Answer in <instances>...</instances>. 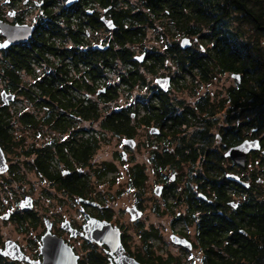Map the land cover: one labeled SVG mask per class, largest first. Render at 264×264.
Listing matches in <instances>:
<instances>
[{
	"label": "flooded vegetation",
	"instance_id": "af4514ba",
	"mask_svg": "<svg viewBox=\"0 0 264 264\" xmlns=\"http://www.w3.org/2000/svg\"><path fill=\"white\" fill-rule=\"evenodd\" d=\"M22 1L26 6L31 2L40 8L44 5L43 0H5L0 6V20L13 26L34 25V34L27 42L1 49L2 56L41 35L39 18L33 23L24 20L28 10L20 6ZM133 1L78 0L67 7L66 0H61L62 9L73 15V31L78 29L81 35V85L95 86L93 92L83 90V96L75 101L83 110L88 97L102 106L99 95L105 92L98 91L116 83V68L123 66L132 72L139 70L143 83L135 87L148 89L142 98L128 104L143 103L146 107L142 111L150 112L152 104H157L162 106V115L153 118L149 112L140 121L131 112L135 131L132 136L123 135L122 149L115 153L127 164L124 168L113 161H94L101 144L116 137L102 127L103 114L96 115L94 121L85 112L72 114L65 130L49 129L45 142L34 146L28 167L41 185L34 193L7 191L8 182L21 181L23 175L17 166L13 170L15 163L9 162L3 149L9 169L0 173V264H184L185 255H189V264H204L206 250L214 257L216 247L214 241H204L202 236L217 223L222 226L216 214L232 222V212L237 210L230 205L233 193L241 200L248 195L243 185L236 181L224 184L223 177L234 173L247 181L252 170L244 174L249 167L264 165V130L247 125L237 128L234 134L238 142L232 143L215 128L216 115L222 113L224 117L228 105L217 114H209L222 98L196 95L198 87L216 77L200 80L199 52L205 50L198 34L185 35L182 18L180 21L168 15V10L158 12L148 1L144 2V16L134 10L129 17H122V25L124 9L141 4ZM150 30H156L154 43L150 42ZM125 31L129 35L128 66L118 56L119 37ZM185 37L191 40L187 48L181 44ZM5 39L0 30V44ZM72 44L71 40L66 42L67 46ZM140 56L142 61L137 60ZM37 70L40 77L49 75L42 74L47 71L45 63ZM230 74L234 77L238 73ZM239 75L227 94L230 87L241 82ZM161 78L169 80L167 90L159 85ZM152 127L159 133H151ZM142 128L148 130L145 161L135 154L140 146L136 131ZM37 132L46 135L42 130ZM126 138H132L134 146L126 145ZM246 139H258L261 149L251 151L242 167L226 152ZM88 144H95L91 154H87ZM225 162L232 167L226 168ZM224 186L225 195H217ZM121 198L123 204L118 203ZM65 204L71 207L64 208ZM231 233L225 236V246ZM171 247H177V255L169 251ZM219 252L225 250L219 246Z\"/></svg>",
	"mask_w": 264,
	"mask_h": 264
},
{
	"label": "trees",
	"instance_id": "16d2710c",
	"mask_svg": "<svg viewBox=\"0 0 264 264\" xmlns=\"http://www.w3.org/2000/svg\"><path fill=\"white\" fill-rule=\"evenodd\" d=\"M43 1V14L39 17L37 26L41 35H36L30 44L19 46L0 59V80L4 83V89L23 96L34 103L36 109L44 111V114L19 108L11 111L12 105L0 103V144L6 152L15 151L17 144L12 134L15 117L25 128L37 130L47 125L65 130L70 125L72 114L82 112L87 113L90 120H96V115L103 114L101 122L106 132L132 136L135 131L131 116L133 106L113 109L107 113L103 110L122 91L130 96L135 85L143 83L141 72H132L123 66L117 67L118 81L99 95L103 105L91 102L88 97L85 109L79 108L75 99L83 96V90H95L94 85L83 87L80 82V31H73V15L62 9L61 0ZM137 1L141 4L131 5L122 12V25H125L122 17H129L134 10H137L139 16H144V2L148 1L156 11L168 10V15L174 18L177 16L180 21L182 18L185 35L198 34L206 52L202 49L199 52L200 80L210 81L213 75L219 73L241 74L238 86L230 87L226 98L216 101L213 111L210 109L209 114H217L228 105L222 119L217 115L215 117L216 130L224 132V137H229L232 143L238 142L234 134L237 128L247 125L264 130V0ZM65 30L69 33L66 34ZM42 35L44 37L39 38ZM39 39L45 45L40 46ZM70 40L73 44L67 46L66 42ZM128 40L129 35L125 31L119 37L118 54L124 66L129 64L125 61L130 55L126 46ZM42 63L47 65V71L42 74L49 73L44 77H40L37 70V66ZM25 74L32 78V82L24 79ZM104 83L107 85V82ZM152 105L151 112L142 111L146 105L137 103L134 109L136 120L143 121L144 114L149 112L153 114V118H159L163 112L162 106ZM34 146L35 143L25 152L26 155L33 153ZM93 147L95 144H88L87 154L93 152ZM14 169L16 170L15 165ZM258 176L254 171L250 174L251 186L245 189L248 195L238 202L237 210L232 213V222H227L223 216L216 214L217 222H221L222 226L217 223L202 236L204 241H214L216 247L214 257L206 250L204 264H264V182H257ZM223 181L225 184L231 180L225 175ZM224 188L225 186L217 195H225ZM241 229L246 234L240 232ZM229 231L232 232L230 243L225 246V236ZM219 246L225 252H219Z\"/></svg>",
	"mask_w": 264,
	"mask_h": 264
},
{
	"label": "rangeland",
	"instance_id": "374dc122",
	"mask_svg": "<svg viewBox=\"0 0 264 264\" xmlns=\"http://www.w3.org/2000/svg\"><path fill=\"white\" fill-rule=\"evenodd\" d=\"M4 1L5 0H0V6H2ZM38 1H41V0H38ZM20 6L24 10H28V12L24 14V20L27 21L28 23L35 22L43 14L42 8L38 7L35 3L31 2L29 5L26 6L22 1L20 3ZM8 9L9 8H7L5 11L7 17H8V14H7ZM60 24L61 26H64L63 23H60ZM150 32H151L150 42L154 43L156 41L154 39V34L156 30H150ZM250 32L252 33V31ZM1 58H3V56L0 54V59ZM148 78L150 77L148 76ZM24 79L29 80V82H32V78H30L29 75L25 74ZM113 80L115 81V79ZM234 81H235V77H232L230 73L218 74L216 75V77L213 78V80L209 84H206V85L202 84L200 87H198L196 95L202 96L206 93L210 95L211 99L224 98L226 97L227 89L229 88V86L234 84ZM3 85L4 83L0 80V91L4 89ZM147 92H148V89L146 87L145 88L136 87L132 91L130 96H128L127 93L122 91L118 95L117 99L114 102H112V104L111 103L108 104V108L104 109L103 111H106L107 113L108 111H111L115 109L116 107L123 108L129 105L135 107V105L128 104V103L131 101H134V99L136 100V98H139V97L142 98V95L147 94ZM16 100H19V101L15 103ZM0 103H3L1 97H0ZM7 106H10L11 111H13L15 108H19L22 110H28V111L31 110L36 114H44V111H40L34 107V103L27 101L26 98H24L21 95H17V94H16V99ZM222 115H223L222 113H219L217 116H219L220 119H222L223 118ZM49 129L51 128L47 125L41 126L37 130L39 131L42 130L46 132V135L44 136L42 134L36 135L34 133L37 132V130L25 128L24 125L16 119V117L14 118L12 134H13V140L16 141L17 145L14 147L15 151H13L12 153L6 152V155L9 158V162L15 163V166H17V170L19 171L21 175H23V179L18 182H15V181L8 182L7 191L9 193L10 192H16V194L20 192L34 193V192H37L38 189L41 188V185L38 184V182L36 181L37 176L35 175V172L31 169V167L30 168L28 167L29 166L28 164H31L33 155L32 154L26 155L25 152H27L34 143L37 145L43 144L45 142L44 141L45 137H48L49 135L48 133ZM147 134H148V130H146L145 128L137 129L136 131V139L140 146L138 148L139 149L138 153H135V154H136V158L139 159L140 161H145V158H146L145 141H146ZM114 135L116 137L113 136L112 138L109 139V141H104L101 144L100 149L98 150V153L96 155V159L94 161L96 162H101L103 160L113 161L115 162L116 165L125 168L127 164L124 162V160H122V157H120V155L115 156L116 151L118 150L120 151L122 149L121 138L123 136L122 135L118 136L117 134H114ZM2 148L4 149L3 146ZM224 166L226 168L232 167L229 162H225ZM252 168L249 167L248 171L246 170L244 175L248 174L252 170L256 172L257 174H259V176L257 177L258 178L257 182H261V183L264 182V177H263L264 176V165L255 166V167H253L252 165ZM248 180L249 179H247V182ZM232 198L233 200L234 199L235 200L238 199L239 201L241 200V196L235 193H233ZM24 202L28 203V199H26ZM123 202H124V198H121L118 201L119 204H123ZM70 207L71 206L69 204H65L64 208H70ZM170 246L171 244L168 245V247ZM169 251H173V252L175 251L176 255L178 254L177 247H175V249L171 247L169 248ZM186 257H189V255L184 256L185 258L184 264H189L188 258Z\"/></svg>",
	"mask_w": 264,
	"mask_h": 264
},
{
	"label": "water",
	"instance_id": "95a60500",
	"mask_svg": "<svg viewBox=\"0 0 264 264\" xmlns=\"http://www.w3.org/2000/svg\"><path fill=\"white\" fill-rule=\"evenodd\" d=\"M77 1L78 0H66L65 4L67 7H69ZM0 30L6 36L5 41H3L0 44V50H1V49L9 48L11 45L29 41L30 38H32L34 34L35 26L29 25L27 23L17 24L13 26V25H10L9 23H6L0 20ZM185 40H187L188 43H184ZM181 44L183 48H187L191 45V40L185 37L182 40ZM142 59H143L142 56L137 57V60L139 61H142ZM233 76L240 79L239 74H233ZM158 83L165 90H167L170 86L168 79L161 78L158 80ZM98 92L99 93L105 92V89L102 88ZM0 97L4 105H9L12 101L16 99V94L14 92L3 89L2 91H0ZM150 131L151 133H159V130L156 127H152ZM124 143L126 145L134 146L135 141L132 138H126L124 140ZM260 149H261V144L258 139H252V140L246 139L239 145L233 146L230 149H228V151L226 152V156L232 157L240 166L244 167L247 163L249 153L253 150H260ZM8 169H9V164L4 154L3 148L0 145V173H5ZM226 177L229 180L240 183L246 188H248L251 184L250 182L242 180L239 177V175L234 174V173H227ZM230 205H232L234 208H237L239 204L235 201H231ZM23 206H26V204H23ZM240 232L244 234L246 233L243 229H241Z\"/></svg>",
	"mask_w": 264,
	"mask_h": 264
},
{
	"label": "snow or ice",
	"instance_id": "6c2138e0",
	"mask_svg": "<svg viewBox=\"0 0 264 264\" xmlns=\"http://www.w3.org/2000/svg\"><path fill=\"white\" fill-rule=\"evenodd\" d=\"M184 43H188V41H187V40H185V41H184Z\"/></svg>",
	"mask_w": 264,
	"mask_h": 264
}]
</instances>
